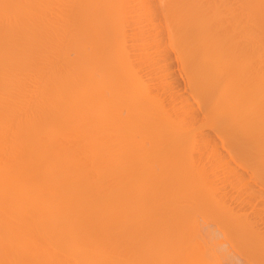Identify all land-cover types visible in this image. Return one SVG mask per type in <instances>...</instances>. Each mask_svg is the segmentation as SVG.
Instances as JSON below:
<instances>
[{
	"label": "bare ground",
	"instance_id": "bare-ground-1",
	"mask_svg": "<svg viewBox=\"0 0 264 264\" xmlns=\"http://www.w3.org/2000/svg\"><path fill=\"white\" fill-rule=\"evenodd\" d=\"M152 1L0 0V264H264V0L162 2L228 158Z\"/></svg>",
	"mask_w": 264,
	"mask_h": 264
},
{
	"label": "rangeland",
	"instance_id": "rangeland-1",
	"mask_svg": "<svg viewBox=\"0 0 264 264\" xmlns=\"http://www.w3.org/2000/svg\"><path fill=\"white\" fill-rule=\"evenodd\" d=\"M164 1H166V2H164ZM168 1H171V0H168ZM168 1H167V0H154V1H152V3H155V5H157V7L160 6V9H161V14L158 13V14H160V15H158V16H159V18H158L159 20H157V21L159 22L160 20H161V21L164 20V24H163V25H165V26H164L165 29H162V28H161V27H163V25H162L163 22H162V23H161V22H159V23L157 22V23L162 25L161 27H159V28H161V31L163 30L162 32H164V33L167 34V35L164 34V33H162L163 35L160 34L161 37L163 36V37H162L163 39L167 37L168 41H166L167 39H164L166 45L170 43V37H169V33H168V32H169V29H168L167 27H168V25H170V24L172 23L171 20L175 19V16H174V15H173V16H174L173 19H171V15H172V13H171V15H170L169 11H168V14H169L170 17H169V16H168V17L171 19V20H169L171 23L168 22V21L166 20V19H168V17L166 16V17H167V18H166L165 15H164V14H166V12H167L168 9H167V10L165 9L166 12H164L165 10H163V9L166 7L167 4H168V5L170 4ZM210 1H211V3H212L213 0H208V2H210ZM226 1H227L228 4L225 3ZM229 1H230V0H229ZM229 1H228V0H224V1H223V2H224L223 5H224V4H225V5H224V6L221 5V7L223 8V7H225L226 5L229 7V4H231L232 2L234 3V1H236L233 5H231V6H234V5H235V7H231V8L226 9V10H225V8H226V7H225L223 10H225L227 13H226L225 11H222V12L224 13V15H225V14H228V13H229V14H228V15H225V16H227L228 18H227V17L225 18V16H224L223 19H224V18H225L226 20H229V19H230V24H231V23H234V22H235V20H236L238 14L240 15V16H238L239 19H241V15H243V12H245V14H246L245 16H246V17L243 15V17H244L243 19H245V20L242 19L243 21H242L241 27L243 26V28H244V26H245V25H244V22H246V27H245L244 29L247 30V31H245V33L248 32V34H249V33H250V32H249V31H250V30H249V29H250L249 26H250V24H251V22L248 21V20H250V18H249L250 16H247L249 13H248V12L246 13V11L244 10V8H239V7L241 6L240 4H238L239 1H237V0H231V2H229ZM162 2H164L166 5H164ZM158 3H159V4H158ZM208 4H209V3H208ZM212 4H213V3H212ZM153 5H154V4H153ZM153 5H152V6H153ZM155 5H154V6H155ZM168 5H167V7H168ZM237 5H239V7H238ZM209 6H210V4H209ZM157 7L155 6V8L159 10V8H157ZM210 7H211V6H210ZM240 9H241V10H240ZM158 10H157V11H158ZM159 11H160V10H159ZM159 11H158V12H159ZM241 11H242V12H241ZM232 12H233V13H232ZM240 12H241V13H240ZM166 15H167V14H166ZM235 15H236V16H235ZM249 15H250V14H249ZM161 16H162V17H161ZM229 16H230L231 18H229ZM177 17H178V15H177ZM177 17H176V19H177ZM235 17H236V18H235ZM156 18H157V17H156ZM161 18H163V20H162ZM233 18H235V20H234ZM248 18H249V19H248ZM225 19H224V20H225ZM246 19H248V20H246ZM232 20H233V21H232ZM247 21L250 22V24H249ZM167 22H168V24H167ZM247 23H248V25H247ZM172 24H175V23H172ZM232 26H233V24H232ZM247 26H248V27H247ZM164 27H163V28H164ZM243 28H242V29H243ZM247 28H248V29H247ZM244 29H243V31H244ZM165 30H167V31H165ZM164 35H165V36H164ZM161 37H160V39H161V41H162V38H161ZM245 37H246V39H245L244 37H242V38H244V39H241V40H242V43H243V47H244V49H245V48H248V47L250 48V47H251L250 45H252L253 42H251V44H250V40H248V36H245ZM147 38H149V37H147ZM147 38H145V39H147ZM150 38H151V37H150ZM150 38H149V39H150ZM149 39H148V40H149ZM153 39H154V38H153ZM153 39L151 38V40H153ZM160 39L158 38L159 41H160ZM154 40H157V39H154ZM244 40H246V42H245ZM247 40L249 41V43H247ZM161 41H160V42H161ZM167 42H168V43H167ZM172 42H173V41H172V39H171V45H172ZM175 43H176V42H175ZM179 43H180V42H179ZM245 43H247V44H246V47H245ZM173 44H174V43H173ZM176 44H177V43H176ZM176 44H175V45H176ZM171 45H170V44L167 45L168 48L170 47V49H169L170 51H169V50L167 51V52H168V55H170V56L168 57V62H166L167 60H165V59H167V56H166L167 53L164 54V55H162V56H161L162 58H161V57H160V58L165 60V62H166L165 65H167V63H169L170 61L172 62V63L170 62L172 65L169 66V64H168V69H169V70L171 69V70L174 71V72H173V71L170 70L171 73H172L171 75H177V76L179 77V78H178L179 80L176 78V79L179 81V82H178V81L176 82V86H177V87H176V91L178 90L177 92H180L181 95H185V97H189V96H191L192 98H191V97L188 98V99L191 101V103H193V102H194V103H197V105H194V107L198 110V113H202V114H199L200 116H199V118H198V123L201 121L202 123L205 124V127H204V126H203L204 128L202 127L203 129L200 131V133L204 131L205 134L208 133V135L211 134L212 137H215V135L217 134V132H216V130H214V129H215L214 124L211 123V122H209V123L207 124V127H206V123H207V122H205V120H206V116H205L204 112L202 111L203 109L201 110L202 107H201L200 105H202V104H205V105H206V103H204L205 101H203L204 98H203V99H202V97L200 98V96H202V95H201V94H200V95L198 94V95H199V96H198V95L194 92V93L196 94V96H198V98H200V100L197 98V100L200 101V102H198L197 100H195V99H196L195 94L193 95V94L191 93L192 91L190 92V91L188 90L189 88H186V87H188V86H186V85H188V84L186 83L187 80L185 81L186 78H183V77H185V76H183V75L181 74V71H180V69L182 68V65H181V63H180V61H179V59H178V57H177L178 54L172 49ZM173 46H174V45H173ZM172 51H173V54H171ZM247 51H248V49H247ZM154 53H155V52H154ZM154 53H153V55H154ZM164 53H165V52H164ZM135 54H136L137 57H139V59H141V58H140L141 55H145V53H144L142 50H138V51H136ZM73 55L75 56V54H71V57H72ZM156 56L159 57V55H157V54L155 55V57H156ZM164 56H165V57H164ZM174 56H175V58H174ZM157 57H156V58H157ZM153 58H154V56H153ZM160 58H159V60L162 61ZM139 59H138V60H139ZM158 62H159V61H158ZM158 62H157V67H158L159 64L161 65V62H160L159 64H158ZM165 62H163L162 64H164ZM173 64H174V65H173ZM179 65H180V67H179ZM147 66H148V64H147ZM147 66H146V67H147ZM169 67H171V68H169ZM179 75H180V76H179ZM177 76H175V77H177ZM173 77H174V76H173ZM162 78H163V77H162ZM158 80H159V79H158ZM177 83H179V85H177ZM179 89H180V90H179ZM182 97H184V96H182ZM192 100H193V101H192ZM199 103H200V104H199ZM205 105H204V106H205ZM197 107H198V108H197ZM203 108H204V107H203ZM200 111H201V112H200ZM200 117H201V119H200ZM203 118H204L205 120H202ZM209 124H210V125H209ZM212 124H213V125H212ZM208 125H209V127H208ZM212 126H213V127H212ZM215 126H216V125H215ZM210 127H211V128H210ZM216 127H217V126H216ZM217 128H218V127H217ZM215 133H216V134H215ZM201 134H203V133H201ZM216 136H217V137H215V139H216L217 143H219V145H220L219 147H221V148L223 149V151H224L225 148L222 147V146L225 145V142L223 141V139H222L221 137L218 138V135H216ZM219 139H220V140H219ZM216 141H215V142H216ZM218 141H219V142H218ZM148 143H149V142H148ZM221 144H222V145H221ZM217 146H218V145H217ZM224 152L226 153V157L228 158L229 155L227 154V151H224ZM232 162H234V160H232ZM233 164H235V162H234ZM235 165H236V164H235ZM236 167H237V166H236ZM238 168L242 169V167H238Z\"/></svg>",
	"mask_w": 264,
	"mask_h": 264
}]
</instances>
